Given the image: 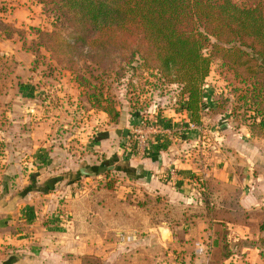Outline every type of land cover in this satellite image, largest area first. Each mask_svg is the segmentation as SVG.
<instances>
[{
  "label": "rangeland",
  "instance_id": "374dc122",
  "mask_svg": "<svg viewBox=\"0 0 264 264\" xmlns=\"http://www.w3.org/2000/svg\"><path fill=\"white\" fill-rule=\"evenodd\" d=\"M28 3V0L0 3L3 11L0 53L17 62L4 81L6 89L0 98V166L4 156L13 154L7 147L10 132L15 130L13 120L17 113L26 115V109L32 108V101L26 100L30 91H35L34 107L42 106L45 111L43 119H47L52 146L37 151L42 161L33 167L16 169L3 163L0 167V198L9 194V203L14 197L26 196L34 190V185L45 191L54 190L57 179L73 173L78 181L74 192L111 190L108 188L110 183L114 185L113 190L119 189L122 178L109 167L119 157L129 158L130 155H126V149L118 148L124 144L130 149L128 154L137 156L141 149L157 140L158 134L153 128L157 132L169 131L171 133L167 135L170 136L178 130L184 131L189 133V143L193 144L185 150L180 149V158L187 151L194 153L199 167L204 162L206 173L219 171L217 173L225 179L236 181L222 182L219 187L226 210L241 206L243 193L248 191L251 195L246 208L242 206L248 214L243 219V226L249 227L247 236L254 239L248 240V244L253 243L258 251L253 249L248 260L239 256L235 264H264V248L258 243L259 229L264 222V138L253 137L247 128L253 113L249 106L238 100L242 85L234 72L223 70L227 72L224 77L217 71L220 68L213 66L203 86L201 122L193 124L189 121L190 125L186 126L187 117L184 116L188 112L183 108L185 99L181 96L180 85L169 83L153 68L130 63L129 54L94 51L88 56L75 55V67L69 68L64 58H58V53L53 54L41 45L44 42L38 36V30L49 32L54 29L57 17L52 7H43L35 1L33 5ZM22 8L24 12L28 10L27 19L21 17L22 11L20 17H7ZM244 71L240 69L239 73L247 75ZM25 84H31L33 89ZM98 100H104L105 106L115 107L120 113L119 118L114 121L97 108ZM20 118L22 126L27 123ZM114 129L119 131L118 138H112L113 143L103 147L102 135L108 136V131ZM124 130L129 131L128 137L124 136ZM24 156L25 162L29 155ZM54 159L57 160L55 165L50 164ZM98 167L103 170L94 172ZM51 169H54L53 173L50 171L49 176L38 179L41 172ZM82 169L86 174L81 173ZM20 172L24 174L22 181L17 179ZM5 174L6 179H3ZM195 175L192 179H197ZM226 220L240 222L239 217L232 215H227ZM229 233L232 236V232Z\"/></svg>",
  "mask_w": 264,
  "mask_h": 264
},
{
  "label": "crops",
  "instance_id": "0c3cea01",
  "mask_svg": "<svg viewBox=\"0 0 264 264\" xmlns=\"http://www.w3.org/2000/svg\"><path fill=\"white\" fill-rule=\"evenodd\" d=\"M9 1L13 2L0 3ZM23 10L17 9L7 17H20L22 11L21 17L27 19L28 10ZM2 12L0 9V17ZM34 96L35 91L26 95V100L32 101V108L25 111L28 114L17 113L13 120L15 130L10 132L7 145L13 154L3 157L6 167H33L42 161L37 151L52 146L49 125L43 119L45 111L42 106L34 107ZM20 117L27 122L23 126ZM186 117L185 125L189 126L190 115ZM156 133L157 140L137 156L128 154L130 149L124 144L118 148L130 155L119 157L109 167L122 178L119 189L74 192L78 181L73 173L57 179L54 190L34 185L26 196L14 197L9 203V194L1 197L0 264H209L208 247L221 237L222 228L201 198L203 185L207 178L225 184L236 181L225 179L219 171L206 173L204 162L199 167L194 153L187 151L183 158L178 156L180 149H187L191 143L189 133ZM108 134L101 137L103 147L113 143L119 131L114 129ZM26 154L29 159L24 162ZM51 160L49 163L55 165L57 160ZM50 171L54 169L41 172L38 179L49 176ZM193 174L197 179H192ZM23 177L20 172L17 179L22 181ZM243 194L240 205L246 208L251 195L248 191ZM228 227L234 255L223 264H235L240 257L248 260L253 249L258 251L253 243L248 244V240H254L247 236L249 227Z\"/></svg>",
  "mask_w": 264,
  "mask_h": 264
},
{
  "label": "trees",
  "instance_id": "16d2710c",
  "mask_svg": "<svg viewBox=\"0 0 264 264\" xmlns=\"http://www.w3.org/2000/svg\"><path fill=\"white\" fill-rule=\"evenodd\" d=\"M32 1L50 5L55 12L54 29L38 30V36L41 45L58 53L69 68L75 67V55L129 54L130 63L153 68L169 83L180 85L183 108L193 124L201 122L203 86L213 66L224 77L223 70L233 71L242 85L238 100L253 113L247 128L253 137L264 138V0ZM14 66L16 61L0 53V98ZM240 69L248 74L239 73ZM103 101L98 100L97 108L118 119L119 111ZM221 183L208 178L203 185V201L222 228L221 237L208 247L209 264H223L234 255L228 224L243 226L248 217L242 206L225 209ZM108 188L113 190L114 185ZM227 215L239 217L240 222L226 220ZM259 231L258 243L264 248V222Z\"/></svg>",
  "mask_w": 264,
  "mask_h": 264
},
{
  "label": "water",
  "instance_id": "95a60500",
  "mask_svg": "<svg viewBox=\"0 0 264 264\" xmlns=\"http://www.w3.org/2000/svg\"><path fill=\"white\" fill-rule=\"evenodd\" d=\"M128 132H129L128 130H125V131H124V136H125V137H128V136H129V135H128V134H129ZM81 173H82V174H86L85 169H82V170H81Z\"/></svg>",
  "mask_w": 264,
  "mask_h": 264
},
{
  "label": "built area",
  "instance_id": "2783aa9c",
  "mask_svg": "<svg viewBox=\"0 0 264 264\" xmlns=\"http://www.w3.org/2000/svg\"><path fill=\"white\" fill-rule=\"evenodd\" d=\"M153 131L154 132H157V129L156 128H153ZM140 134V133H139ZM141 138H143V137H141ZM139 139H140V137H139ZM148 145V144H147ZM148 147H149V145H148Z\"/></svg>",
  "mask_w": 264,
  "mask_h": 264
}]
</instances>
